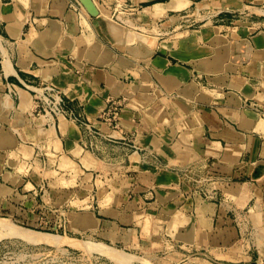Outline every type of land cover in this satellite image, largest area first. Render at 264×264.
Wrapping results in <instances>:
<instances>
[{"label": "crops", "instance_id": "obj_1", "mask_svg": "<svg viewBox=\"0 0 264 264\" xmlns=\"http://www.w3.org/2000/svg\"><path fill=\"white\" fill-rule=\"evenodd\" d=\"M94 1L0 0V216L131 264H264V0ZM123 9L165 30L129 39Z\"/></svg>", "mask_w": 264, "mask_h": 264}, {"label": "rangeland", "instance_id": "obj_2", "mask_svg": "<svg viewBox=\"0 0 264 264\" xmlns=\"http://www.w3.org/2000/svg\"><path fill=\"white\" fill-rule=\"evenodd\" d=\"M131 0H117V2H129ZM119 13V18H117L120 23L117 21L115 22L120 27L121 34L123 35V26L125 29H129V39L133 38H142V39H150V33L152 31L159 30L160 32L164 31L163 27H157L155 22L151 20L144 19L143 17L138 18V14L136 12L129 11V9H123ZM126 10V11H125ZM116 12V11H115ZM117 14V12H116ZM122 19V20H121ZM132 22V23H131ZM131 29V30H130ZM72 58V57H71ZM40 158L43 160L45 159L43 152H39ZM47 167L45 168V181L44 184H40L42 192L45 189H49V172L46 171ZM211 185H213L214 180L210 179ZM213 182V183H212ZM64 185H70V183H63ZM90 182H72V187L75 189L85 190L90 188ZM206 184V183H205ZM211 185L206 184V186L210 187ZM63 188H67V186H63ZM197 188L201 189V185L199 184L194 186V189ZM203 195L206 198H212L214 195L210 193L209 190L203 192ZM213 193V191H212ZM3 217V216H0ZM8 218V217H6ZM14 225H18L20 227L30 228L19 223L14 222L11 218H8ZM2 228V229H1ZM39 232H45L50 234V239H41V238H30L29 235H23L17 231H11L7 229H3L0 226V264H131V262L137 257L136 254L126 251L123 248L118 246L112 245L103 240H95L91 239L87 236L84 237H76L70 234H65L64 229H47V230H38L34 229ZM55 236H54V235ZM23 236V237H22ZM28 237V238H27ZM88 240V241H87ZM91 242H94L95 246L98 243L99 245H105L112 249H114L113 255H108L104 253L98 246V249H95L94 246L90 245ZM90 243L88 246L87 244ZM169 244V246H168ZM94 248H90V247ZM172 244L170 242L167 243V247H161L160 251L164 250H171L175 251L178 247H170ZM179 251V250H176ZM196 252V251H195ZM128 255L130 258L128 260L122 255ZM197 255V254H195ZM142 260L144 259L147 264L149 262L140 257ZM165 262H159L158 264H230L226 263L225 261H216V259L204 260L203 257H199L201 262L199 261L198 257H178L175 263L170 262L169 257H167ZM172 258V257H171ZM182 258V259H181ZM180 260V261H179ZM203 260V261H202ZM128 261V262H126ZM144 261V262H145ZM145 262V263H146ZM239 264V263H238Z\"/></svg>", "mask_w": 264, "mask_h": 264}, {"label": "built area", "instance_id": "obj_3", "mask_svg": "<svg viewBox=\"0 0 264 264\" xmlns=\"http://www.w3.org/2000/svg\"><path fill=\"white\" fill-rule=\"evenodd\" d=\"M10 88H13L11 86H9ZM245 105L252 107V108H259V103L254 100V99H250L245 101ZM122 106H121V102H119L118 99L116 98H111L109 103L107 104V106L105 107V109L102 111L101 115L105 117V119L111 121L113 123L114 126L118 127V116H119V112L121 110ZM213 177L209 176V175H200L198 177H195L194 180L197 183V185L199 184V186L201 185V191L205 192L207 190L210 191V193L212 195H214V191L212 193L211 188L208 186H206V184L211 185V181ZM215 182V181H214ZM206 183V184H205Z\"/></svg>", "mask_w": 264, "mask_h": 264}, {"label": "bare ground", "instance_id": "obj_4", "mask_svg": "<svg viewBox=\"0 0 264 264\" xmlns=\"http://www.w3.org/2000/svg\"><path fill=\"white\" fill-rule=\"evenodd\" d=\"M83 2V1H82ZM102 12V11H101ZM132 23V22H131ZM0 226L3 227V229H7V230H11V231H17L19 233H22L23 235H29L30 238L34 237V238H41V239H50V234L48 233H45V232H39V231H36L34 229H30V228H25V227H20L18 225H14L11 221H9L8 218L6 217H0ZM2 229V228H1ZM54 235V234H53ZM32 236V237H31ZM55 236V235H54ZM23 237V236H22ZM28 238V237H27ZM88 241V240H87ZM94 242H91L90 243H86L87 246L90 244L92 246L95 247V249H98L96 246H98V243H96L97 245L95 246V244H93ZM90 247V246H89ZM94 247H90V248H94ZM99 249L98 250H102L104 253L108 254V255H113L114 254V249L108 247V246H105V245H99L98 246ZM125 257L126 260H128L130 258V256L124 254L122 255V257ZM144 260V259H143ZM145 261V260H144ZM128 262V261H126ZM146 262V261H145ZM147 263V262H146Z\"/></svg>", "mask_w": 264, "mask_h": 264}, {"label": "water", "instance_id": "obj_5", "mask_svg": "<svg viewBox=\"0 0 264 264\" xmlns=\"http://www.w3.org/2000/svg\"><path fill=\"white\" fill-rule=\"evenodd\" d=\"M92 14H98L99 9L94 0H82Z\"/></svg>", "mask_w": 264, "mask_h": 264}]
</instances>
